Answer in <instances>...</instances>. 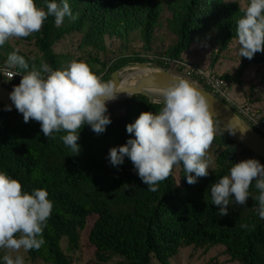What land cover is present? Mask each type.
Returning a JSON list of instances; mask_svg holds the SVG:
<instances>
[{"label":"trees","instance_id":"16d2710c","mask_svg":"<svg viewBox=\"0 0 264 264\" xmlns=\"http://www.w3.org/2000/svg\"><path fill=\"white\" fill-rule=\"evenodd\" d=\"M59 2V0H57ZM45 8L43 0H34ZM74 18L65 17L57 27L49 16L38 32L23 39L34 44L41 57L53 70H62L70 60L55 54L54 45L72 34H80V46L91 48L89 67L100 76H107L127 65L144 64L139 56L128 55L124 48L138 34L144 51L155 40L164 12L171 44L163 56L167 62L180 61L191 47L212 51L210 68L218 64L221 55L236 41V22L244 10L237 2L225 0H68ZM46 10V9H45ZM115 38L123 48L122 56L109 67L100 59L105 50V38ZM264 49V45H262ZM238 76L253 66H264V50L251 60L239 57ZM167 71L168 63L154 64ZM14 70V69H13ZM15 71H24L15 67ZM215 76V75H213ZM216 77V76H215ZM222 81L223 77H216ZM0 76V82H1ZM201 89L211 93L198 78ZM190 82V80H187ZM20 82H9L13 88ZM191 83V82H190ZM2 86V85H1ZM111 124L101 134L84 125L79 130L80 146L74 154L60 136L46 138L40 123L23 121L18 111H5L0 105V171L18 180L22 190L31 192L43 188L53 209L43 230L45 243L39 250L26 252L30 264H71L61 248L67 240L70 250L77 249L79 234L88 219L94 222L87 242L94 248V259L87 264H171L181 248L204 252L222 247L231 264H264V219L258 216V191L250 186L245 205H229L228 215L218 216V206L211 204L210 185L227 175L232 164L247 159L264 160L248 151L219 124L211 143L217 150L215 169L195 184L186 182L182 165L174 166L169 177L159 182L157 191H148L136 174L132 162L125 157L119 166H112L107 155L112 147L122 146L134 138L125 126L133 123L142 112H159L162 105L152 104L146 97L134 96L106 105ZM264 119V116H262ZM178 167L180 183L174 179ZM241 225H248L247 229ZM113 259H117L112 263Z\"/></svg>","mask_w":264,"mask_h":264},{"label":"clouds","instance_id":"9594fccd","mask_svg":"<svg viewBox=\"0 0 264 264\" xmlns=\"http://www.w3.org/2000/svg\"><path fill=\"white\" fill-rule=\"evenodd\" d=\"M39 8L34 0H0V47L10 38H24L38 32L44 21L54 18L59 27L65 17L74 18L68 0H43ZM46 9V10H45ZM235 39L239 57L251 60L264 45V0H248L241 18L236 22ZM7 64L24 71L9 73L21 75L20 82L9 93L11 106L21 113L23 121L40 123L43 135L55 139L60 136L65 146L76 155L79 130L87 125L101 134L111 124L107 103L116 99V93L126 91L111 81H102L89 66L71 61L62 70H53L45 61L39 68L29 70L25 58L12 52ZM152 104L162 105L159 112H142L125 126L134 138L122 146L109 149L107 159L119 166L127 157L148 191H157L159 182L167 179L174 166L182 165L188 184L209 175V149L215 135L213 115L207 98L189 81L178 78L150 97ZM234 134L230 122L224 127ZM258 191V216L264 219V165L256 159L232 164L227 175L210 185L211 204L218 206V216L228 215L229 205H245L249 188ZM43 189L23 191L21 183L0 171V249L19 253L39 250L45 243L43 230L53 209ZM247 229L248 225H241ZM0 264H25L22 255L6 252Z\"/></svg>","mask_w":264,"mask_h":264},{"label":"rangeland","instance_id":"374dc122","mask_svg":"<svg viewBox=\"0 0 264 264\" xmlns=\"http://www.w3.org/2000/svg\"><path fill=\"white\" fill-rule=\"evenodd\" d=\"M226 2H237L243 9L246 8L248 0H225ZM170 16L167 12H164L161 16L159 27L155 33V40L149 51L143 50V45L140 41L138 34H133L132 40L126 45L124 51L128 55H136L147 62L144 63L146 66V71L153 72L156 68L160 71H165L159 69L155 66V62L162 61L168 63L169 67L167 73L172 76L182 78L185 80H190L192 84L197 83L194 79H189L183 72L182 66L173 64L172 62H167V59L163 56V53L167 47L171 44L172 37L167 33L166 30V19ZM81 35L72 34L67 36L64 40L57 42L53 47V52L55 54L65 55L70 58V60L65 64L64 68L67 67L71 61H80L86 63L88 66V54L92 51L91 48H83L80 46ZM105 50L100 53V59L106 61L109 67L114 65V60L119 59L122 56L123 48L121 43L115 38L106 37L104 40ZM216 47L213 50L191 47L189 51L181 56L179 64H186L195 67L204 72H208L216 77H223V89L227 95L230 102L237 105H249L256 113L260 116H264V66H253L249 67L242 76L237 75L239 68V55L237 53V43L232 42L228 49L221 55L218 64L215 65L213 69L210 68V54L212 51H216ZM16 52L25 58L29 65V70L33 65L37 67L38 61L40 60V53L37 50L34 40L28 42L23 38H10L3 47H0V68L7 67L15 70V67H11L7 64L8 56L10 53ZM132 65H127L126 70L121 75V80H129L134 78L141 73L146 71H139L135 69H129ZM63 68V69H64ZM93 72L95 69H101L100 66L89 67ZM148 72V73H149ZM102 81H111V77L107 76L106 71H104L100 76H98ZM2 78V77H1ZM0 85L4 88L12 91V87L9 82L1 79ZM159 92L152 93V96H157ZM123 100V99H121ZM114 101L110 103L119 102ZM107 103V104H110ZM22 115V114H21ZM219 127H221L219 125ZM216 130V127H215ZM217 155V150L214 146L210 145L207 150V158L209 159V171L215 169L214 159ZM174 179L179 184L180 177L178 175V167L174 170ZM94 217L88 219L86 228L79 234V245L77 249L70 250L68 248V243L66 239L61 241V248L64 254L68 257L71 264H87L89 261L94 259V248L88 244V234L91 226L94 222ZM222 247H215L211 250L204 252L203 250H195L194 248H181L178 254L171 259V264H231L228 262L227 258L223 255ZM11 254L13 257L17 254L24 257L25 264H30L26 261V252L22 249L19 253L10 252V250L0 249V257L6 254ZM117 259H113L112 263L116 262ZM41 264V263H36ZM151 264H158L155 260H152Z\"/></svg>","mask_w":264,"mask_h":264},{"label":"water","instance_id":"95a60500","mask_svg":"<svg viewBox=\"0 0 264 264\" xmlns=\"http://www.w3.org/2000/svg\"><path fill=\"white\" fill-rule=\"evenodd\" d=\"M146 66L145 64H135L130 66L129 69H146ZM126 70L128 69L122 67L113 72L110 76L111 82L116 84L120 89L126 90L116 93V99L111 102L134 96H143L151 103L150 97L152 93L159 92L160 89L166 88L171 80L178 79V77L156 68L155 71L142 75L133 85L122 86L121 75ZM193 85L207 98L210 104V111L213 115V121L217 122L224 131H226L224 127L230 122L232 128H234V134L231 136L248 151L264 160V139L246 125L229 106L195 84ZM10 92V90L0 85V105L4 107L11 106V101L9 99ZM12 110L17 111L14 106H12Z\"/></svg>","mask_w":264,"mask_h":264},{"label":"built area","instance_id":"2783aa9c","mask_svg":"<svg viewBox=\"0 0 264 264\" xmlns=\"http://www.w3.org/2000/svg\"><path fill=\"white\" fill-rule=\"evenodd\" d=\"M172 63L178 66H182L183 72L188 78H198L203 85H205L211 90L210 94L212 96L229 106L246 125H248L261 138L264 139V119L262 118V116L258 115L256 111H254L249 105H237L230 102L224 92L223 83L220 79L216 78L208 72H204L195 67L183 63ZM14 72L16 71L11 68H0V76L7 82H10L16 78L21 79L22 74L15 75L13 77L9 74Z\"/></svg>","mask_w":264,"mask_h":264},{"label":"bare ground","instance_id":"6f19581e","mask_svg":"<svg viewBox=\"0 0 264 264\" xmlns=\"http://www.w3.org/2000/svg\"><path fill=\"white\" fill-rule=\"evenodd\" d=\"M135 70H139V71H146L147 69H135ZM149 71H146L145 73H141L140 75L134 77V78H131L129 80H122V86H130V85H133L137 79H139L142 75H145L146 73H148Z\"/></svg>","mask_w":264,"mask_h":264}]
</instances>
